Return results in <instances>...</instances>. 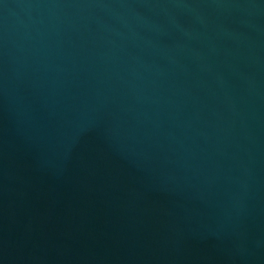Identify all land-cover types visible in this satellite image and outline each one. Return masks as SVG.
Returning <instances> with one entry per match:
<instances>
[{"label": "water", "instance_id": "1", "mask_svg": "<svg viewBox=\"0 0 264 264\" xmlns=\"http://www.w3.org/2000/svg\"><path fill=\"white\" fill-rule=\"evenodd\" d=\"M0 264H264V0H0Z\"/></svg>", "mask_w": 264, "mask_h": 264}]
</instances>
